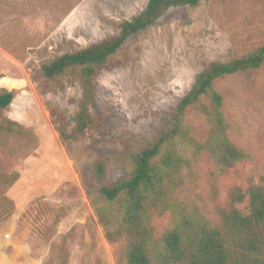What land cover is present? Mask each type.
Here are the masks:
<instances>
[{"label": "rangeland", "instance_id": "obj_1", "mask_svg": "<svg viewBox=\"0 0 264 264\" xmlns=\"http://www.w3.org/2000/svg\"><path fill=\"white\" fill-rule=\"evenodd\" d=\"M147 1L0 0V93H13L1 117L24 132L0 134V175L18 174L0 182V194L12 205L5 215L0 201V264H58L48 259L63 239L65 264H127L125 241L109 243L94 212V164H104L103 185L127 177L126 156L156 134L199 73L264 45V0H209L171 9L163 25L96 66L88 83L78 68L43 76L41 62L116 34ZM213 88L222 97L228 138L251 158L218 174L206 151L188 153L179 198L189 211L218 223L215 207L226 204L230 189L246 190L264 177V64L219 78ZM87 89L96 122L62 141ZM201 105L207 100L187 108L184 124L203 144L211 127ZM171 221L165 214L152 225L160 234Z\"/></svg>", "mask_w": 264, "mask_h": 264}, {"label": "trees", "instance_id": "obj_2", "mask_svg": "<svg viewBox=\"0 0 264 264\" xmlns=\"http://www.w3.org/2000/svg\"><path fill=\"white\" fill-rule=\"evenodd\" d=\"M209 0H148L144 9L119 23L118 32L73 52L54 56L40 63L47 79L62 76L79 69L80 77L88 83L96 66L115 55L129 40L154 26L164 24L171 9L197 8ZM264 64V45L251 53L225 63H211L199 73L191 88L166 115L156 134L126 156L131 165L127 177L110 184H101L105 170L102 162L93 166L98 185L91 202L95 215L111 244L125 241L123 257L127 264H264V177L260 183L250 182L243 190L233 186L224 206H216L218 223L189 211L180 200L184 188V171L190 168L186 155L208 153L216 172L224 174L236 164L249 160V154L236 147L227 136V124L222 112V97L213 88L219 78L238 72L254 70ZM78 113L72 117L70 133H60L62 141L73 140L83 134L94 122L89 110V89ZM206 99L199 112L210 122V135L200 144L185 123V111ZM13 101V93H0V134L19 133L23 130L1 113ZM18 174L0 175L1 183L17 180ZM245 200V208H240ZM7 209L11 202L0 194ZM2 203V202H1ZM4 204V205H5ZM2 213V215H3ZM170 214L171 225L157 234L154 218ZM65 239L51 246L49 262L65 264Z\"/></svg>", "mask_w": 264, "mask_h": 264}]
</instances>
